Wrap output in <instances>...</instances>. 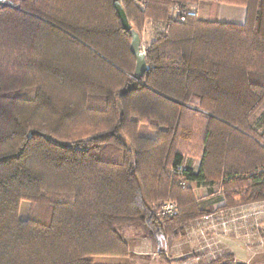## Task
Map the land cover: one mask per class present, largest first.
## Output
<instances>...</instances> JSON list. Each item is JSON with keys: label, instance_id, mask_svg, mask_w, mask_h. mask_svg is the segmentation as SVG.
Listing matches in <instances>:
<instances>
[{"label": "trees", "instance_id": "1", "mask_svg": "<svg viewBox=\"0 0 264 264\" xmlns=\"http://www.w3.org/2000/svg\"><path fill=\"white\" fill-rule=\"evenodd\" d=\"M119 1L141 38L147 21L162 28L142 78L115 0L0 9V264L126 257L118 228L132 223L176 237L208 215L185 181L220 185L228 206L264 201V134L251 126L264 105V0H211L245 7L244 25L170 15L207 0H150L145 12ZM186 158L197 171L174 175ZM169 199L178 213L158 217Z\"/></svg>", "mask_w": 264, "mask_h": 264}, {"label": "crops", "instance_id": "2", "mask_svg": "<svg viewBox=\"0 0 264 264\" xmlns=\"http://www.w3.org/2000/svg\"><path fill=\"white\" fill-rule=\"evenodd\" d=\"M200 4L207 5L211 11L215 10L217 18L214 21L238 25L246 22L245 7L217 4L211 0ZM198 17L202 18L201 7ZM186 159L189 166L197 171L200 160ZM193 189L201 197L199 205L208 211V215L212 214L215 221L201 218V224L190 230L191 234H186L175 245H172L169 238L160 241L162 243L155 242L149 236L135 240L129 236L130 231L125 227L122 238L130 246L133 257L127 258L129 261L122 264H143L144 258H157L162 252L163 255L158 257V264H264V201L228 206L224 194L216 193V187L193 184ZM223 221L228 223L226 228L212 227ZM200 227L205 235L201 234ZM191 239L195 242H191V246L187 245ZM198 242H201L200 251L195 250ZM112 261L115 264L122 262L117 258Z\"/></svg>", "mask_w": 264, "mask_h": 264}, {"label": "rangeland", "instance_id": "3", "mask_svg": "<svg viewBox=\"0 0 264 264\" xmlns=\"http://www.w3.org/2000/svg\"><path fill=\"white\" fill-rule=\"evenodd\" d=\"M149 3H150V0H135V7H137L141 11L145 12L146 11V6L149 5ZM189 6H191V5H189ZM194 6H193L194 7L193 10H196V11L200 10V7H201V17L203 19L211 20V21L216 20L217 17L215 15V10L211 11V10H209L207 5L202 4V6H201L200 3H198V5H194ZM178 7L179 6L176 5V4H174L172 6V8L170 10V15L172 17H174L175 10ZM160 31H162V28L159 26L158 23L153 22V21H147L145 23V28L143 30V36H142V50L144 52L147 49L148 45L152 41H154V39L156 38L157 34ZM251 126L254 129H256L259 133L264 134V105H262L260 107V109L256 112L254 117L251 119ZM140 133H141L142 136L149 137V138H153L156 135V131L155 130L150 129V128L146 127V126H141ZM221 189H222V187L220 185H217L216 186V193L217 194L223 193L221 191ZM192 191L195 194V199H196L197 203L199 204L201 197H199V194H198L197 190L194 191V189H192ZM168 201H172L175 205H177V203L175 201L171 200V199L166 200V201H162V202H159V203L163 204V203L168 202ZM30 209H31V206H30L29 202H26V201L22 202L21 211H20V218L23 219V220L27 219L28 216H29V213H30ZM177 213H178V205H177ZM210 215H212V214H210ZM36 217L39 220H43L44 222H47L49 220L48 213H46V212L43 213L42 215L39 213L38 215H36ZM171 217H174V216H171ZM171 217H169V218H171ZM214 221H215V217H214ZM221 223L222 222L217 223V224H221ZM200 224H201V218L186 222L183 225V230L180 233V235H177L176 237H172L171 235H169V236L163 235L162 237L158 238L157 240H154L151 237L148 229L144 225L138 224V223H132V224H126V225L120 226L118 228V232H119L120 236L122 237V235L124 234L125 227H126L127 231H130L129 236L131 238L135 239V240H137V239L139 240L141 238H144L142 236H146V237L149 236L155 242L159 243L160 241H163V240H166L167 238H169L170 242H172V245H175L174 243H176L179 240H181L182 238H184V236L186 234L190 235L191 234L190 230L192 231V229H196L195 227H198ZM217 224H213L212 227L221 226V225H217ZM221 227L223 228V226H221ZM199 230L201 232V227L199 228ZM202 233H204V231H202L201 234ZM204 235H205V233H204ZM188 241H190V242L187 243V245H190V246L192 245L191 242H193V243L195 242L192 239L188 240ZM160 243H162V242H160ZM187 245H186V247H187ZM199 246H201V242H198L197 245H195V248L198 247L195 250L200 251L201 247L199 248ZM128 247H129L130 252H129L128 256H126V257H113V258H110V257H106V256H104V257L99 256V257L94 258V262H95V264H115L112 260L117 258V259H119V261H122L121 263H117V264H122L124 262L127 263V261H129L127 258H132L133 257L131 255V248H130L129 245H128ZM131 247H132V245H131ZM161 254L163 255V252ZM161 254H159L158 257L162 256ZM158 257L156 258V256H153V258H152V257L148 256V257L143 259V261H145L143 264H158V262H157L158 259H159Z\"/></svg>", "mask_w": 264, "mask_h": 264}, {"label": "built area", "instance_id": "4", "mask_svg": "<svg viewBox=\"0 0 264 264\" xmlns=\"http://www.w3.org/2000/svg\"><path fill=\"white\" fill-rule=\"evenodd\" d=\"M24 0H0V9L4 7H9L12 9L20 10L21 9V3ZM195 7V6H194ZM193 6H188L186 9L181 10L179 7L175 10V15L174 19H177L181 22H185L187 17H197L198 16V11L193 10ZM188 165L186 162H183L181 166L176 168L174 170V175H181L184 169H187ZM193 184L188 181H185L182 183V186L185 188H192L193 189ZM156 213L158 217L160 218H166V217H171L175 216L177 214V205H175L172 201L165 202L163 204L158 205ZM205 221H211L214 222V216L213 215H207L204 217ZM227 222H222L220 225L223 226V228H226ZM219 225V224H217Z\"/></svg>", "mask_w": 264, "mask_h": 264}, {"label": "water", "instance_id": "5", "mask_svg": "<svg viewBox=\"0 0 264 264\" xmlns=\"http://www.w3.org/2000/svg\"><path fill=\"white\" fill-rule=\"evenodd\" d=\"M114 6L121 19L124 30L127 31L132 38L131 52L134 55L137 62L136 76L142 78L150 69V67L147 64L146 53L142 50V38L139 35V33L132 28L131 24L129 23L127 14L123 9L119 0H115Z\"/></svg>", "mask_w": 264, "mask_h": 264}, {"label": "bare ground", "instance_id": "6", "mask_svg": "<svg viewBox=\"0 0 264 264\" xmlns=\"http://www.w3.org/2000/svg\"><path fill=\"white\" fill-rule=\"evenodd\" d=\"M184 162H186V164L188 165V167H190L189 164H188V162H187V159Z\"/></svg>", "mask_w": 264, "mask_h": 264}]
</instances>
